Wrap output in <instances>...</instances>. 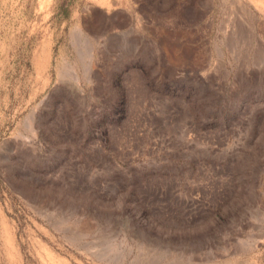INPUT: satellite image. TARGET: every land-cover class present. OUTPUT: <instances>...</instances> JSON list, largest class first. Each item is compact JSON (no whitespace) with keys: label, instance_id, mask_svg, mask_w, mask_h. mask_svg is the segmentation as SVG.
Returning <instances> with one entry per match:
<instances>
[{"label":"rangeland","instance_id":"rangeland-1","mask_svg":"<svg viewBox=\"0 0 264 264\" xmlns=\"http://www.w3.org/2000/svg\"><path fill=\"white\" fill-rule=\"evenodd\" d=\"M264 264V0H0V264Z\"/></svg>","mask_w":264,"mask_h":264},{"label":"bare ground","instance_id":"bare-ground-1","mask_svg":"<svg viewBox=\"0 0 264 264\" xmlns=\"http://www.w3.org/2000/svg\"><path fill=\"white\" fill-rule=\"evenodd\" d=\"M220 264V263H219ZM221 264H222V262H221Z\"/></svg>","mask_w":264,"mask_h":264}]
</instances>
